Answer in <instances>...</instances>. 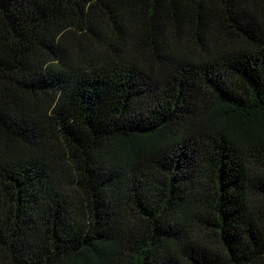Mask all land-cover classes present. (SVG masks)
<instances>
[{"label": "trees", "instance_id": "16d2710c", "mask_svg": "<svg viewBox=\"0 0 264 264\" xmlns=\"http://www.w3.org/2000/svg\"><path fill=\"white\" fill-rule=\"evenodd\" d=\"M0 264H264V0H0Z\"/></svg>", "mask_w": 264, "mask_h": 264}]
</instances>
